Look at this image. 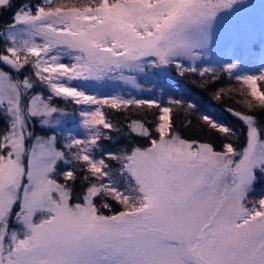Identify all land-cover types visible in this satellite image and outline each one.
Masks as SVG:
<instances>
[{
  "label": "snow or ice",
  "instance_id": "obj_1",
  "mask_svg": "<svg viewBox=\"0 0 264 264\" xmlns=\"http://www.w3.org/2000/svg\"><path fill=\"white\" fill-rule=\"evenodd\" d=\"M253 7L0 0V264H264V4L258 21ZM171 69L201 88L234 80L213 99L241 106L226 111L243 139L210 115L199 119L216 139L182 137L173 110L195 106L181 99L86 90ZM105 108L155 109L152 127L125 117L146 146L114 149L125 129Z\"/></svg>",
  "mask_w": 264,
  "mask_h": 264
},
{
  "label": "trees",
  "instance_id": "obj_2",
  "mask_svg": "<svg viewBox=\"0 0 264 264\" xmlns=\"http://www.w3.org/2000/svg\"><path fill=\"white\" fill-rule=\"evenodd\" d=\"M9 13L0 14V25L4 23V21L9 20ZM211 59H218L217 55L211 56ZM150 82L155 86V90L151 92H141V98L144 96L150 97L152 96L154 99H158L161 103H166L169 97L177 98L185 101L186 104H192L195 106V109L188 115L183 110H173V122L176 131L180 133V135L184 138H192L199 139L202 141L214 140L216 137L212 134V132L206 127L203 126L200 121L201 115H210L212 118L217 119L218 121L232 127L237 136L243 139L245 126L240 122L236 117H234L231 113L226 111L228 107L232 108H240L241 106L235 102L233 99H229L225 97L223 101H217L213 99V92L218 90L215 85L219 87V85H231L229 87L237 86L234 80H229L226 76L222 77L219 81L214 84H209L207 88L199 87L200 78L196 75L179 77L175 74V69H171L166 73H156L153 72V75L150 76ZM153 79V80H152ZM99 88L101 90L109 91L113 88L112 84H99ZM214 88V89H213ZM122 94L128 95L130 94V90L126 87H121ZM264 90V89H262ZM211 93V94H209ZM140 98V96L138 97ZM61 103V102H60ZM63 104V103H62ZM63 106H65L63 104ZM66 107V106H65ZM107 115L113 120L114 123L119 124L121 127H124V132L120 135L113 134L112 147L114 149H118L120 147H125L129 144H138L140 146H146L147 141L140 137H130L128 136L126 124L127 120L125 117L135 118L137 116L141 118L147 119L148 126L152 127L154 122L153 113L156 111L155 109L146 110V109H133L127 112L104 109ZM258 116H264V114L257 113ZM191 120L192 123L190 126H185L187 121ZM71 124L70 121H67L65 125L69 127ZM39 130V129H38ZM239 143V141H237ZM258 191H264V186L258 185Z\"/></svg>",
  "mask_w": 264,
  "mask_h": 264
},
{
  "label": "rangeland",
  "instance_id": "obj_3",
  "mask_svg": "<svg viewBox=\"0 0 264 264\" xmlns=\"http://www.w3.org/2000/svg\"><path fill=\"white\" fill-rule=\"evenodd\" d=\"M246 3H248L249 5H253L254 6L253 8H250V9H248L246 11L254 14L256 16V18H257V21H258L259 13H260V5L264 4V0H246ZM220 48L221 49L223 48V42L221 43ZM216 50L217 49L214 46V51H213V54L211 55L212 57L214 55H216ZM218 58L222 59L223 57L220 56ZM152 75H153V71H149L148 73L139 74L137 76V83L140 85V88H133L130 85H125L123 83H118V82H104L105 84H112L113 88L110 89L109 91H105V90L103 91V90H101L99 88V86H100L99 84L93 83V82H89L86 85V90L88 92H90L92 94H95V95H98V96H108V95H111V94L122 93L121 87L123 86L125 88L127 87L128 90L131 91L130 92L131 95L136 96L137 98L140 96V98H141V96H142L141 92L142 91L151 92V91L155 90V88H156L155 86H153V83L150 82V79H151L150 76H152ZM215 86L216 87H214V88L220 89V88H226V87L231 86V85L227 84V85H219V87L217 85H215ZM209 94H211V93H209ZM143 99H154V98L152 96H150V97L144 96ZM60 106L61 107H65V106H63L62 102L60 103ZM66 107H67V109L69 111H71V110H73L74 106L73 105H67ZM213 119H215V118H213ZM215 120L218 121L217 119H215ZM69 121L71 122V124H69V127H72V128L75 129L77 124H78L79 117L77 116L75 118V120H69ZM218 122H220V121H218ZM220 123H222V122H220ZM64 126L68 127L67 125H64Z\"/></svg>",
  "mask_w": 264,
  "mask_h": 264
}]
</instances>
